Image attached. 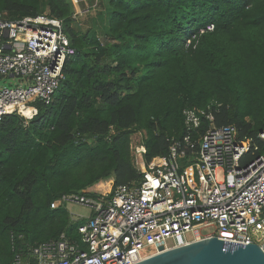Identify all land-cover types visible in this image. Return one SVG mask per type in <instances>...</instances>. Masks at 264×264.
<instances>
[{
    "label": "trees",
    "instance_id": "16d2710c",
    "mask_svg": "<svg viewBox=\"0 0 264 264\" xmlns=\"http://www.w3.org/2000/svg\"><path fill=\"white\" fill-rule=\"evenodd\" d=\"M94 5L79 29L77 8ZM0 11L57 17L75 48L51 104L27 124L0 121V264H12L13 231L30 244L73 232L69 210L51 208L58 196L138 179L136 130L147 161L168 154L187 107L216 101L217 125L264 151V0H0Z\"/></svg>",
    "mask_w": 264,
    "mask_h": 264
},
{
    "label": "built area",
    "instance_id": "2783aa9c",
    "mask_svg": "<svg viewBox=\"0 0 264 264\" xmlns=\"http://www.w3.org/2000/svg\"><path fill=\"white\" fill-rule=\"evenodd\" d=\"M74 54L61 19L48 13L9 19L0 11V83L16 80L0 86V121L18 114L27 124L40 104H51ZM219 106L187 107L186 133L168 138L166 155L147 161L143 136L131 142L138 179L116 186L112 179L52 200L53 209H87L85 215L69 211L80 224L77 238L73 229L30 244L13 231L12 264H137L162 246L210 237L263 245L264 151L258 154L260 146L241 137L236 124L217 125ZM257 139L264 143V129ZM208 227L214 231L197 233Z\"/></svg>",
    "mask_w": 264,
    "mask_h": 264
},
{
    "label": "water",
    "instance_id": "95a60500",
    "mask_svg": "<svg viewBox=\"0 0 264 264\" xmlns=\"http://www.w3.org/2000/svg\"><path fill=\"white\" fill-rule=\"evenodd\" d=\"M137 264H264V244L249 245L204 238L190 244L164 250Z\"/></svg>",
    "mask_w": 264,
    "mask_h": 264
},
{
    "label": "rangeland",
    "instance_id": "374dc122",
    "mask_svg": "<svg viewBox=\"0 0 264 264\" xmlns=\"http://www.w3.org/2000/svg\"><path fill=\"white\" fill-rule=\"evenodd\" d=\"M84 1V0H83ZM86 1V0H85ZM99 8L98 7H95V5H94V7H88V8H85V10H82L81 11V13H83V15H80V13H79V19H78V22H77V24H76V26L80 29V28H84V27H86V26H88V21L90 20V16H94L95 14H96V12H97V10H98ZM11 83V84H10ZM16 80H14V79H9V80H7V81H3V82H1L0 83V86H4V85H10V86H16ZM39 114V110H38V112H37V114L35 115V116H37ZM34 116V117H35ZM34 117H32V118H34ZM31 118V119H32ZM30 119V120H31ZM29 120V121H30ZM28 121V122H29ZM140 132H143L142 133V135L140 134ZM141 136H143V139H145V137H146V132L144 131V130H136L135 132H134V134H133V136H132V142H134L135 143V141H136V138H140ZM109 180H112V179H107V180H103V181H100V182H103L102 184H106V183H108L109 182ZM101 185V184H100ZM68 209H69V211L70 212H72V213H74V214H88V211H87V209L86 208H83V207H81V206H79V205H75V204H69L68 205ZM79 223H76L75 224V227L73 228L74 230H75V235L76 236H78V233H77V230H78V227H79ZM214 231V229H213V227H208V228H205V229H198L197 230V233L198 234H207V233H211V232H213ZM189 237H193V233H190L189 234Z\"/></svg>",
    "mask_w": 264,
    "mask_h": 264
},
{
    "label": "crops",
    "instance_id": "0c3cea01",
    "mask_svg": "<svg viewBox=\"0 0 264 264\" xmlns=\"http://www.w3.org/2000/svg\"><path fill=\"white\" fill-rule=\"evenodd\" d=\"M96 1H97V0H96ZM79 2H80V1H78V3H79ZM87 2H88V1H87ZM88 6H89V5H88ZM81 8H82V7H78L77 9L80 10V12H81L82 10H85V9H82V10H81ZM86 8H87V7H86Z\"/></svg>",
    "mask_w": 264,
    "mask_h": 264
}]
</instances>
